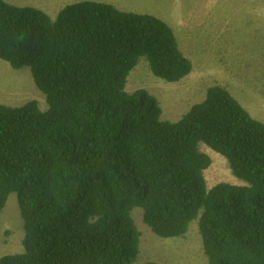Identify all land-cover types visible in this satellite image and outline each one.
Instances as JSON below:
<instances>
[{
	"label": "trees",
	"instance_id": "trees-1",
	"mask_svg": "<svg viewBox=\"0 0 264 264\" xmlns=\"http://www.w3.org/2000/svg\"><path fill=\"white\" fill-rule=\"evenodd\" d=\"M0 59L30 67L49 107L0 104V213L17 194L25 224L24 252L0 264H136L137 208L164 239L198 220L209 264H264V123L221 85L179 122L127 91L143 59L168 83L194 72L168 23L94 1L53 20L0 0ZM202 144L245 185L209 189Z\"/></svg>",
	"mask_w": 264,
	"mask_h": 264
},
{
	"label": "rangeland",
	"instance_id": "rangeland-1",
	"mask_svg": "<svg viewBox=\"0 0 264 264\" xmlns=\"http://www.w3.org/2000/svg\"><path fill=\"white\" fill-rule=\"evenodd\" d=\"M5 1L16 7L42 9L53 20L67 5L85 1L108 4L118 1L127 8L125 12L156 16L173 28L181 51L193 63L194 72L181 82L168 83L157 78L143 59L129 77L128 92L148 90L160 102L162 120L179 122L193 106L204 102L212 86L221 85L253 119L264 123V0ZM31 101H37L43 111L49 108L30 67L14 70L0 59V104L20 107ZM200 148L213 160L205 172L209 189L223 182L245 185L233 175L223 156L204 144ZM133 217L142 233L136 264H209L198 220L185 236L164 239L144 223L142 209H135ZM24 228L18 196L11 194L0 213V259L24 252Z\"/></svg>",
	"mask_w": 264,
	"mask_h": 264
},
{
	"label": "crops",
	"instance_id": "crops-1",
	"mask_svg": "<svg viewBox=\"0 0 264 264\" xmlns=\"http://www.w3.org/2000/svg\"><path fill=\"white\" fill-rule=\"evenodd\" d=\"M110 4L114 5L115 7H117L118 9L121 10V8L123 9V11L125 12V10H127V8L125 6H120L119 2L118 1H111L109 2ZM68 6V5H67ZM121 7V8H120ZM193 74V73H192ZM254 116L257 117V113H253Z\"/></svg>",
	"mask_w": 264,
	"mask_h": 264
},
{
	"label": "clouds",
	"instance_id": "clouds-1",
	"mask_svg": "<svg viewBox=\"0 0 264 264\" xmlns=\"http://www.w3.org/2000/svg\"><path fill=\"white\" fill-rule=\"evenodd\" d=\"M10 196H11V195H10ZM10 196H9V197H10ZM8 200H9V199H8ZM6 205H7V204H6ZM5 207H6V206H5ZM19 208H20V207H19Z\"/></svg>",
	"mask_w": 264,
	"mask_h": 264
}]
</instances>
